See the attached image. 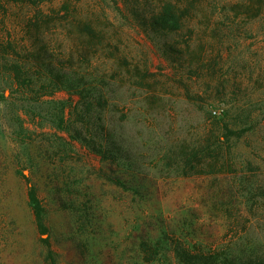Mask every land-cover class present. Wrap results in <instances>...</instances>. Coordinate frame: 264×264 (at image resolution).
Segmentation results:
<instances>
[{"label":"rangeland","instance_id":"1","mask_svg":"<svg viewBox=\"0 0 264 264\" xmlns=\"http://www.w3.org/2000/svg\"><path fill=\"white\" fill-rule=\"evenodd\" d=\"M123 1L83 0L82 4L89 14L105 10L122 28L115 43L106 44V52L96 55L101 65L114 59V54L126 55L132 63L153 62L157 73L153 82L160 85L161 90L157 89L164 100L153 111L155 120L141 122L137 103L132 107L131 102L126 109L135 113L125 126L127 136L142 149L144 163L153 168L148 206L184 228L183 232L197 233L209 243L237 242L241 248L264 254L263 199L251 194L250 199L242 196L229 201L227 212L226 207L215 208L219 181L206 175L177 176L161 161L165 142L179 136L191 142L201 137L209 102L204 99L214 98L213 108L229 110L251 128L236 147L243 175L236 179L231 173L225 179L238 182L234 187L238 192L244 186L253 191L264 188V7L253 20L243 15L236 19L231 6L240 0H192L199 9L192 23L205 36V58L219 65L199 75L188 71L190 78L180 86L170 75L175 69L158 57L150 40L125 18L127 11L115 8V2L123 7ZM147 1L155 7L157 0ZM51 5L46 3V8ZM31 12L30 6L17 0H0V38L8 42L5 49L11 58L24 60L32 43L26 26ZM54 28L53 24L45 28L42 36L50 39L52 52L60 55L62 41L68 43L70 38ZM214 40L224 43L215 42L211 48ZM124 73L129 76L126 69ZM12 84V72L0 61V264H51L50 250L57 254L58 264L118 262L126 248L134 219L129 209L135 202L126 204L122 188L111 187L104 174L108 172L105 162L52 123L47 104L35 108L31 97L12 90ZM124 90L126 98L135 99L128 85ZM200 98L202 103L197 101ZM244 176L243 186L239 181ZM30 183L36 185L47 210L50 245L43 241L48 234H41L34 220L27 195ZM73 200H77L76 211ZM230 212L234 219L222 217Z\"/></svg>","mask_w":264,"mask_h":264},{"label":"trees","instance_id":"2","mask_svg":"<svg viewBox=\"0 0 264 264\" xmlns=\"http://www.w3.org/2000/svg\"><path fill=\"white\" fill-rule=\"evenodd\" d=\"M82 1L17 0L33 11L26 24L32 43L27 46L24 60H17L5 49L8 42L0 38V61L12 72V90L29 95L35 108L47 104L52 123L105 162L108 172L104 174L108 175L111 187L122 188L126 204L135 202L129 209L134 219L128 230L126 248L114 264H264V254L258 250H250L248 246L241 248L237 242L209 243L197 233L183 232L184 228L177 227L148 206L153 168L144 163L142 149L127 136L125 126L133 112L126 109L131 102L132 107L137 103L141 122L155 120L153 111L161 107L164 100L159 93L160 85L153 82L157 73L151 66L153 62L150 65L142 60L132 63L126 55L114 54V59L101 65V58L96 55L106 52V44L115 43L122 28L105 10L103 14L96 10L86 13ZM263 1H238L231 6L234 17L243 15L253 20L262 13ZM54 2L59 4L54 5ZM46 3L52 4L50 8H46ZM122 3L123 7L115 2V8L119 12L127 11L125 18L150 40L158 57L175 69L170 75L180 86L190 78L193 70L199 75L219 65L215 59L205 58V36H201V31L192 23L194 14L199 11L192 0H157L155 7H150L147 0H124ZM52 24L63 38H70L68 43L61 38L60 55L52 52L50 39L42 36L43 30ZM212 31L215 32V28ZM215 42H211V48ZM126 85L135 97L132 101L126 98ZM59 94H66L67 98ZM213 99H204L209 102L201 137L191 142L179 136L170 141L173 143L165 142L161 161L177 176L206 175L219 181L215 208L226 207L227 212L228 202L238 197L250 199L252 194L264 200V188L250 190L244 186L247 182L244 176L239 182L245 190L238 192L234 188L238 182L225 179L231 173L236 179L243 175L236 147L251 128L248 121L236 120L229 110L213 108ZM197 101L202 103L203 100ZM27 195L40 233L48 234L43 241L50 245L47 210L35 184H29ZM76 203L77 200L71 202L75 211ZM222 217L235 218L231 212ZM56 255L53 250L48 252L51 264H58ZM104 264L108 262L104 260Z\"/></svg>","mask_w":264,"mask_h":264}]
</instances>
